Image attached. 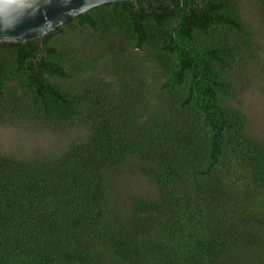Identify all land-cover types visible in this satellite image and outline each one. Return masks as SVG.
Instances as JSON below:
<instances>
[{
	"label": "trees",
	"instance_id": "trees-1",
	"mask_svg": "<svg viewBox=\"0 0 264 264\" xmlns=\"http://www.w3.org/2000/svg\"><path fill=\"white\" fill-rule=\"evenodd\" d=\"M242 1L109 3L43 48L0 43V125L83 131L51 157L0 154V264H264V140L229 103L252 59ZM102 45L119 54L96 72ZM119 173L154 193L123 205Z\"/></svg>",
	"mask_w": 264,
	"mask_h": 264
},
{
	"label": "rangeland",
	"instance_id": "rangeland-1",
	"mask_svg": "<svg viewBox=\"0 0 264 264\" xmlns=\"http://www.w3.org/2000/svg\"><path fill=\"white\" fill-rule=\"evenodd\" d=\"M243 22L252 33V59H249V51H243L246 55L245 65L239 72L237 96L229 102L241 111L248 120V130L251 134L264 140V20L256 11L254 0H244L240 4ZM71 36L63 38L64 44L87 46L84 42L89 38L85 28L77 31L70 28ZM108 45H102L99 51L103 56L95 66L96 72L109 71L111 61H115L119 54L117 49L108 50ZM105 51H112L109 57H105ZM136 51V50H134ZM97 54V51H95ZM139 75H145L139 72ZM243 76V80L241 77ZM80 129L72 130L73 139L77 140L82 135ZM70 132H52L50 127L33 124L31 122L14 121L0 125V154L13 156L18 159L37 160L43 157H51L59 154L69 143ZM78 137V138H77ZM117 184V199L124 205L127 198L133 193L149 195L154 193L153 186L139 175L131 176L129 173H119L115 178ZM101 264H118L113 259L106 257Z\"/></svg>",
	"mask_w": 264,
	"mask_h": 264
},
{
	"label": "water",
	"instance_id": "water-1",
	"mask_svg": "<svg viewBox=\"0 0 264 264\" xmlns=\"http://www.w3.org/2000/svg\"><path fill=\"white\" fill-rule=\"evenodd\" d=\"M137 1L141 0H103L102 3L88 0V8L85 10L86 0H37L33 8L28 9V14L14 28L7 29L0 21V43H26L40 40V46L43 48L46 35L92 8L109 3ZM179 1L183 2V0ZM179 14L180 11L174 29L179 22Z\"/></svg>",
	"mask_w": 264,
	"mask_h": 264
},
{
	"label": "clouds",
	"instance_id": "clouds-1",
	"mask_svg": "<svg viewBox=\"0 0 264 264\" xmlns=\"http://www.w3.org/2000/svg\"><path fill=\"white\" fill-rule=\"evenodd\" d=\"M37 0H0V21L5 28H14L28 14V9L33 8ZM102 3L103 0H95ZM88 8L86 0L85 10Z\"/></svg>",
	"mask_w": 264,
	"mask_h": 264
},
{
	"label": "flooded vegetation",
	"instance_id": "flooded-vegetation-1",
	"mask_svg": "<svg viewBox=\"0 0 264 264\" xmlns=\"http://www.w3.org/2000/svg\"><path fill=\"white\" fill-rule=\"evenodd\" d=\"M180 11H181V9H180Z\"/></svg>",
	"mask_w": 264,
	"mask_h": 264
}]
</instances>
